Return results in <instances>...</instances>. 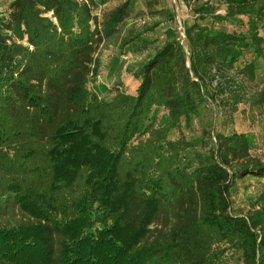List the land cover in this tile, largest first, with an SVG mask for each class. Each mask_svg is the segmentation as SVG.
Returning a JSON list of instances; mask_svg holds the SVG:
<instances>
[{"label": "trees", "instance_id": "16d2710c", "mask_svg": "<svg viewBox=\"0 0 264 264\" xmlns=\"http://www.w3.org/2000/svg\"><path fill=\"white\" fill-rule=\"evenodd\" d=\"M111 1L13 0L0 16V264H225L226 250L264 264V164H242L248 136L218 133L194 167L181 164L194 145L181 124L203 103L231 113L264 105V82L255 96L243 92L256 60L264 66V1L228 0L246 17L233 32L201 25L226 16L195 6L198 22L183 24V38L168 28L162 46L129 69L135 94L103 100L88 88L94 54L138 0L94 14ZM247 175L262 191L235 216L231 191Z\"/></svg>", "mask_w": 264, "mask_h": 264}, {"label": "rangeland", "instance_id": "374dc122", "mask_svg": "<svg viewBox=\"0 0 264 264\" xmlns=\"http://www.w3.org/2000/svg\"><path fill=\"white\" fill-rule=\"evenodd\" d=\"M124 0H114L94 11L101 16L109 13ZM261 2L264 0H260ZM13 0H0V16L7 18L11 13ZM208 5L215 14L226 16L220 23H211L210 19L199 21L201 25L209 28L233 32L245 28L240 20L246 22V17L239 15V8L228 0H138L134 10L118 27L116 33L106 39L97 48L95 59V73L90 78L88 88L103 100H110L115 93L123 92L135 94L138 81L129 72L151 57L165 41V31L172 27L183 38V24L191 25L198 22L193 13V8ZM168 10L174 15V22L169 23L164 14ZM260 32L264 34V22H259ZM150 28H152L150 30ZM143 39L146 49L132 40ZM135 49V52L131 50ZM253 55L248 53L244 61H251ZM240 64H243L241 62ZM256 77L253 83L243 81V92L246 96H255L264 82V66L261 60H256ZM231 73V72H230ZM231 75H233L231 73ZM234 76V75H233ZM156 124L164 123L166 112L158 109L154 112ZM184 138L194 142L191 149L181 157V164L194 167L195 155L205 154L214 147L213 137L220 133H242L248 136L252 145L249 158L242 164L260 162L264 164V105L258 108L251 107L247 102L237 106L236 112L218 105L217 102L202 104L199 115L193 117L188 127L181 124ZM179 137L176 130H172L168 139L175 140ZM240 164H233L232 170H238ZM262 191V180L247 175L235 181L231 191L230 213L235 216H244L256 205V199ZM225 264H243L240 255L226 250L223 256Z\"/></svg>", "mask_w": 264, "mask_h": 264}]
</instances>
